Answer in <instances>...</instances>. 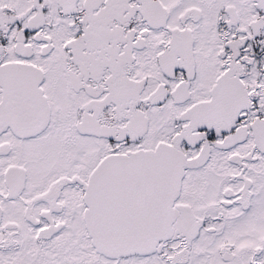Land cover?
<instances>
[{
    "label": "snow or ice",
    "instance_id": "6c2138e0",
    "mask_svg": "<svg viewBox=\"0 0 264 264\" xmlns=\"http://www.w3.org/2000/svg\"><path fill=\"white\" fill-rule=\"evenodd\" d=\"M0 264H264V0H0Z\"/></svg>",
    "mask_w": 264,
    "mask_h": 264
}]
</instances>
